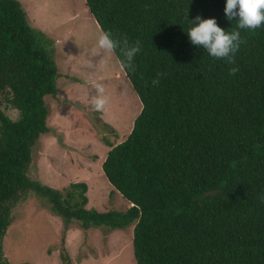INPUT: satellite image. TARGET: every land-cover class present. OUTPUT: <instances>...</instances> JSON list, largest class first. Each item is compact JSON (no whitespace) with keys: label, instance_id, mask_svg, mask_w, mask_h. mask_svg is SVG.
<instances>
[{"label":"trees","instance_id":"trees-1","mask_svg":"<svg viewBox=\"0 0 264 264\" xmlns=\"http://www.w3.org/2000/svg\"><path fill=\"white\" fill-rule=\"evenodd\" d=\"M100 30L140 40L136 71L122 66L141 109L102 162L126 210L87 209L85 182L55 189L28 176L31 148L49 132L45 96L59 73L44 33L19 0H0V264L11 211L30 192L65 223L133 225L136 264H264V24L239 29L226 0H84ZM197 15L242 40L233 65L191 43ZM166 73L157 87L151 81Z\"/></svg>","mask_w":264,"mask_h":264},{"label":"rangeland","instance_id":"rangeland-1","mask_svg":"<svg viewBox=\"0 0 264 264\" xmlns=\"http://www.w3.org/2000/svg\"><path fill=\"white\" fill-rule=\"evenodd\" d=\"M29 25L44 33L56 64V96H45L49 132L31 148L30 179L63 190L87 184V209L123 211L128 201L107 181L102 162L129 134L141 102L112 54L92 55L101 31L84 0H19ZM102 82L109 96L103 112L89 103L91 81ZM0 108L13 120L18 111L0 96ZM133 225L110 229L65 223L35 193L19 201L2 239L9 264H136Z\"/></svg>","mask_w":264,"mask_h":264},{"label":"clouds","instance_id":"clouds-1","mask_svg":"<svg viewBox=\"0 0 264 264\" xmlns=\"http://www.w3.org/2000/svg\"><path fill=\"white\" fill-rule=\"evenodd\" d=\"M228 20L237 18L239 29L255 30L264 24V0H226L224 9ZM191 22V27L187 31L189 40L193 45L202 48L217 60H223L228 65L229 74L235 75L239 68L235 65V53L239 50L242 40L239 31L226 32L216 23L215 18L202 19L197 15ZM119 50L123 57L122 66L135 72L136 65L134 59L142 51L139 39L134 43L128 38L114 39L110 32L101 30L96 38V43L92 49V55L102 54L107 58ZM166 73H157L151 84L157 87L161 78ZM91 87L95 90V95L89 98L91 107L97 112H103L109 103V96L106 94L105 86L98 80H92ZM264 200V197H261Z\"/></svg>","mask_w":264,"mask_h":264}]
</instances>
